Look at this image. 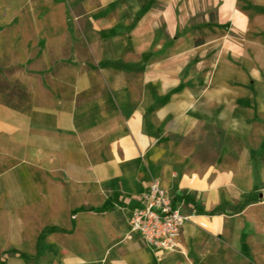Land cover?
<instances>
[{
    "label": "crops",
    "instance_id": "1",
    "mask_svg": "<svg viewBox=\"0 0 264 264\" xmlns=\"http://www.w3.org/2000/svg\"><path fill=\"white\" fill-rule=\"evenodd\" d=\"M153 180L181 251L127 237ZM253 193L264 0H0V264H211Z\"/></svg>",
    "mask_w": 264,
    "mask_h": 264
},
{
    "label": "built area",
    "instance_id": "2",
    "mask_svg": "<svg viewBox=\"0 0 264 264\" xmlns=\"http://www.w3.org/2000/svg\"><path fill=\"white\" fill-rule=\"evenodd\" d=\"M139 204L130 208L129 231L138 234L154 252L181 251L180 236L188 216L181 212L157 180L138 194Z\"/></svg>",
    "mask_w": 264,
    "mask_h": 264
},
{
    "label": "rangeland",
    "instance_id": "3",
    "mask_svg": "<svg viewBox=\"0 0 264 264\" xmlns=\"http://www.w3.org/2000/svg\"><path fill=\"white\" fill-rule=\"evenodd\" d=\"M223 137L220 136V139ZM192 139V144L199 145V158L201 161H209L212 152L205 148L204 140ZM216 138L214 137V140ZM244 213L237 221L245 224V230L241 236L240 244L232 245V239L220 240L213 243V250H217L218 254L214 257L211 264H264V195L259 196L257 193L246 196L241 202H237L230 206V219L228 222H234L237 215L234 213L241 211ZM226 252V253H225Z\"/></svg>",
    "mask_w": 264,
    "mask_h": 264
},
{
    "label": "trees",
    "instance_id": "4",
    "mask_svg": "<svg viewBox=\"0 0 264 264\" xmlns=\"http://www.w3.org/2000/svg\"><path fill=\"white\" fill-rule=\"evenodd\" d=\"M201 43H203V39L202 38H198V39H195V44L196 45H199V44H201ZM213 213V211H211V214Z\"/></svg>",
    "mask_w": 264,
    "mask_h": 264
}]
</instances>
